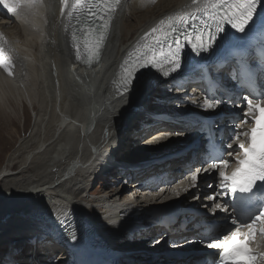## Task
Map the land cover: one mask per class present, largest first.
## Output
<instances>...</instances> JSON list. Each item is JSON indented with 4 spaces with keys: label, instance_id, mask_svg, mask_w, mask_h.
Instances as JSON below:
<instances>
[{
    "label": "bare ground",
    "instance_id": "1",
    "mask_svg": "<svg viewBox=\"0 0 264 264\" xmlns=\"http://www.w3.org/2000/svg\"><path fill=\"white\" fill-rule=\"evenodd\" d=\"M36 1L19 13L0 15V49L11 67V74L0 71V91H4L0 94L1 119L11 122L5 98L9 95L16 97L19 112L11 107L16 118L22 117L21 113L36 116L32 129L24 133L22 143L0 170V226L22 214L20 224L34 230L28 215L43 217L38 221L40 230L33 234L37 236L33 244L23 240L24 231L16 228L3 239L5 229L0 228V247L9 252L11 264L19 263L17 257L25 254L24 248L19 249L25 243L36 262L52 259L55 264H85V250H111L121 256L105 260L106 264H145L147 257L153 264H170L168 248L150 244L163 229H144L148 214L171 208L186 193H197L189 201L192 205L181 201L185 205L181 213L187 217L200 210L210 222L220 218L213 207L220 200L208 198L215 192L206 189L210 184L207 177H202L195 192L189 191L190 176L186 174L199 168L198 160L193 159L199 156V145L189 137L193 130L186 116L208 108L203 100L204 85L199 82L195 61L187 58L181 59L179 69L173 70L172 65L144 69L146 75H137L139 83L127 95L122 94L121 73L130 54L144 48L169 25L203 12L209 0H118L94 65L86 63L84 38L74 32L77 0H67V4L46 0L47 27L38 16ZM214 77L223 87L231 86L219 72ZM159 89L155 110L143 113L140 121L132 119L134 107ZM167 115L183 126L159 120ZM130 144L138 145L145 156L142 160L148 159L146 163L134 166L126 159ZM172 147L184 155L176 162L158 163ZM163 173L169 174L167 182L161 178ZM151 177L156 182L146 184ZM98 178L108 181L110 192L93 194ZM201 193L205 195L199 198ZM126 215L139 216L142 224L124 222ZM63 223L80 228L84 236L79 242L73 243L59 231L57 226ZM59 253L61 257L56 256Z\"/></svg>",
    "mask_w": 264,
    "mask_h": 264
},
{
    "label": "snow or ice",
    "instance_id": "2",
    "mask_svg": "<svg viewBox=\"0 0 264 264\" xmlns=\"http://www.w3.org/2000/svg\"><path fill=\"white\" fill-rule=\"evenodd\" d=\"M33 3L34 0H11V2L0 0V5H3L11 13H18L25 6L32 7ZM62 3L67 4V0H62ZM117 3L118 0H111V2L110 0H92L91 3H83L82 0H77L73 7V12L81 14L86 12L92 18L91 26L85 33L86 39L84 41L89 54V61H87L89 63L98 58L103 41L106 39L105 29L108 27ZM258 3L259 0H209L203 11L211 21L210 24L198 26L193 22L191 25L193 32L184 31L183 35H181V31L188 27L187 20L169 25L167 30H162L159 36L146 44L144 48H139L130 54L124 62L121 73L122 94L127 95L133 91L134 86L139 83L137 75L140 74L141 77L146 75L144 69H155L166 64L172 65L173 70L179 69L181 67V52L185 44H189L191 49L199 55L213 47L218 34L224 30L225 24L242 32L251 20ZM156 32L157 30L153 29V34ZM193 33L196 34L193 35ZM205 34H207V39L204 38ZM76 40L77 37L74 33L73 41L76 42ZM2 51L0 49V66H4L7 70L8 65L4 60ZM163 74L167 76L168 72ZM217 102L223 101L218 100ZM244 103L249 110L258 113V118L254 121L256 127L250 129L248 141L250 146L241 142L236 149L227 153L228 156H232L233 153H242V156L238 155L235 161L238 166L231 175L225 171L219 172L223 182L221 195L224 196H227L229 192L249 191L258 181H264V103H254L253 100L247 98H245ZM207 107L212 108L213 105L208 103ZM241 135L248 136V130L243 133H236L233 140H239ZM226 147L232 149V142H229ZM218 164L227 168L228 160L213 161L212 167L215 168ZM192 179L195 181L197 176L193 174ZM208 198L215 200L216 194L213 193ZM213 207L222 209L220 203H214ZM223 210L228 211L226 207ZM260 221H264V211H260L250 222L244 223V226L252 229L253 225ZM241 235L239 228L235 227L219 239L227 242L223 243L222 246L217 243L216 246L222 248V254L230 258L231 264H257L256 254L247 248L246 240L241 241ZM70 238L75 240V234L73 233Z\"/></svg>",
    "mask_w": 264,
    "mask_h": 264
},
{
    "label": "rangeland",
    "instance_id": "3",
    "mask_svg": "<svg viewBox=\"0 0 264 264\" xmlns=\"http://www.w3.org/2000/svg\"><path fill=\"white\" fill-rule=\"evenodd\" d=\"M0 94L4 95V91H0ZM156 94H158V95L161 94L160 89L157 91V93L151 94L150 97L148 95V97H146L143 102H140L137 105V110H135L131 113V118L134 120L140 121L143 119L142 118L143 116L140 117L143 113L146 114L148 112V110H150V109L155 110V106H157L159 103V98L156 97L157 99H155ZM6 97H8V99ZM5 98H6V100H9V103H10V104L8 103L7 107H8L9 117L11 118V122L9 123L8 120H5L3 118L1 119V116H0V170L4 167V165L7 164L9 154L11 152H13L16 148H18L20 146V144L22 143L23 139L21 137L24 138V133L28 134L30 129H32V127L34 125L35 118H36L35 114H33L32 112L30 115H26V116H23V113H21L22 117L16 118L14 115V112L11 111L12 110L11 107L17 108V105L15 104L16 97L9 95V96H5ZM0 109H1V107H0ZM17 111L19 112L18 108H17ZM20 111H22V110H20ZM138 123L139 122H137V125H138ZM148 137H150V136H147L146 138H148ZM134 146H136L137 149L134 148ZM134 146L132 144H130L128 146V148L126 149L127 150V155H126L127 158L126 159L133 161V162H131L132 165L140 166V165L146 163V161L148 159L142 160L145 158V156L142 154L143 152H139L140 148L138 147V145H134ZM126 150H125V152H126ZM175 150H176L175 147L169 148V151L165 155H168L172 151H173L172 152V154H173ZM155 155H158V153H155ZM160 155H164L163 152H161ZM18 165L19 164L14 166L13 169L15 171L19 168ZM124 172L126 173L127 171H124ZM1 184H2V182L0 183V187H2ZM110 188H111V186H110V184L108 186V181L105 178H98L95 180L94 185H93V189H94L93 194L95 196H97V195L103 194L107 191L110 192ZM191 195L192 194H190L188 196H191ZM196 195H197V193H196ZM204 195H205L204 193L199 194V198L204 197ZM191 200L185 199L184 202H188L190 204L189 201H191ZM198 202H197V204H198ZM197 204H195V205H197ZM190 205H192V204H190ZM89 206L91 208H93V206H91V205H89ZM197 208H199V207H197ZM177 211H180V210H177ZM20 215L22 216V214H19L17 219L6 221L5 223H3L0 226L1 229H5V233L2 235L3 239H5L4 237H6L7 235H10L7 233L8 232L11 233L14 228H16L15 231L19 229L18 224H20V222L23 221L21 219L23 217H20ZM146 226H148V227H146L144 229H152V228L164 229L163 227H161L159 225L156 226V225L152 224V222L148 223ZM144 229H142V230H144ZM160 232L161 231H159V233ZM159 233H158V235H160ZM152 237H154V236H152ZM156 237L153 239H156ZM153 239H151V241ZM149 240H146V242L149 243ZM147 243H146V245H147ZM99 244L103 245L104 247L108 246L107 244L102 243V242H99ZM110 247H112V246H110ZM23 248L25 249V251H24L25 254H20V257L19 256L17 257V260L19 261V263H16V264H38V263L55 264L54 260L52 261V259H50L48 261V263H45V261L43 259H41V261H39V262H36V256H34L35 254L29 252L28 244H26V243L23 244L22 247L19 249H21L23 251L24 250ZM112 248L117 249L116 247H112ZM8 253L9 252H7V250L4 251V249L0 247V264H11V260L7 257ZM56 256L61 257V253L57 254ZM19 259H21V260H19ZM61 262H64V260H61ZM144 263L145 264H152V260H150V258L147 257L144 260Z\"/></svg>",
    "mask_w": 264,
    "mask_h": 264
}]
</instances>
